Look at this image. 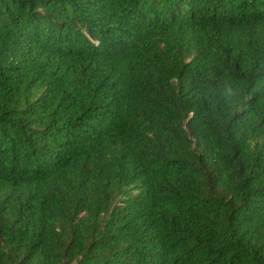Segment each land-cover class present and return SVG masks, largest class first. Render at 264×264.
<instances>
[{"label":"trees","instance_id":"obj_1","mask_svg":"<svg viewBox=\"0 0 264 264\" xmlns=\"http://www.w3.org/2000/svg\"><path fill=\"white\" fill-rule=\"evenodd\" d=\"M0 264H264V0H0Z\"/></svg>","mask_w":264,"mask_h":264},{"label":"clouds","instance_id":"obj_2","mask_svg":"<svg viewBox=\"0 0 264 264\" xmlns=\"http://www.w3.org/2000/svg\"><path fill=\"white\" fill-rule=\"evenodd\" d=\"M238 98V89L234 90L231 85H228L224 89V99L231 104Z\"/></svg>","mask_w":264,"mask_h":264}]
</instances>
